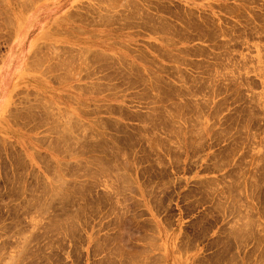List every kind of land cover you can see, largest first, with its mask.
I'll return each instance as SVG.
<instances>
[{
  "label": "rangeland",
  "instance_id": "obj_1",
  "mask_svg": "<svg viewBox=\"0 0 264 264\" xmlns=\"http://www.w3.org/2000/svg\"><path fill=\"white\" fill-rule=\"evenodd\" d=\"M23 31L0 264H264V0H0V76Z\"/></svg>",
  "mask_w": 264,
  "mask_h": 264
},
{
  "label": "bare ground",
  "instance_id": "obj_2",
  "mask_svg": "<svg viewBox=\"0 0 264 264\" xmlns=\"http://www.w3.org/2000/svg\"><path fill=\"white\" fill-rule=\"evenodd\" d=\"M21 3V2H20ZM39 13V12H38ZM26 31V30H25ZM25 31H23L21 34H20V41H21V44H20V46H18L15 50H14V53H13V56H12V59H11V61L9 62V66H8V68L6 69V71L5 72H2V74H1V76H0V100H1V102L4 104L5 102H7V100H8V97H7V95H6V97H4L5 96V94H3V91H4V89H3V82H5L6 81V78H7V72L16 64L15 62V60L16 59H18V57H19V55L22 53V50H23V47H24V45H25V39H26V33L27 32H25ZM24 36V37H23ZM36 50V49H35ZM43 63V62H42ZM48 67V66H47ZM42 68V67H41ZM49 70V69H48ZM42 72V71H41ZM40 72V73H41ZM4 109V108H3ZM250 256V255H249ZM253 257V256H252ZM248 261V260H247Z\"/></svg>",
  "mask_w": 264,
  "mask_h": 264
},
{
  "label": "crops",
  "instance_id": "obj_3",
  "mask_svg": "<svg viewBox=\"0 0 264 264\" xmlns=\"http://www.w3.org/2000/svg\"><path fill=\"white\" fill-rule=\"evenodd\" d=\"M34 45H36L35 44V40L32 42V47H34ZM18 59L20 60L21 66L18 67L15 71L11 68L7 73L8 74L18 75V79H19L22 76V74H23L24 56H19ZM18 79H17V81H18ZM15 86H16V84H15Z\"/></svg>",
  "mask_w": 264,
  "mask_h": 264
}]
</instances>
